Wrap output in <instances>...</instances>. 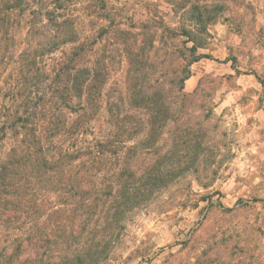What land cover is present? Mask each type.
<instances>
[{
	"label": "trees",
	"instance_id": "16d2710c",
	"mask_svg": "<svg viewBox=\"0 0 264 264\" xmlns=\"http://www.w3.org/2000/svg\"><path fill=\"white\" fill-rule=\"evenodd\" d=\"M171 1L196 25L149 0H0V264L106 263L127 218L204 157L182 107L206 8Z\"/></svg>",
	"mask_w": 264,
	"mask_h": 264
},
{
	"label": "rangeland",
	"instance_id": "374dc122",
	"mask_svg": "<svg viewBox=\"0 0 264 264\" xmlns=\"http://www.w3.org/2000/svg\"><path fill=\"white\" fill-rule=\"evenodd\" d=\"M196 1L206 8L207 29L197 25L194 36L204 40L199 53L209 57L193 64L183 92L198 89L197 100L182 108L184 121L208 130L207 149L195 167L127 218L104 264H264V0ZM149 3L172 26L196 25L171 0ZM153 58V72L167 73L164 52Z\"/></svg>",
	"mask_w": 264,
	"mask_h": 264
}]
</instances>
